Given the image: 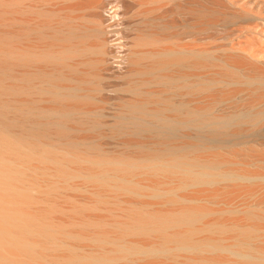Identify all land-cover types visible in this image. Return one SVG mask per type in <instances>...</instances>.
Segmentation results:
<instances>
[{"label":"bare ground","instance_id":"bare-ground-1","mask_svg":"<svg viewBox=\"0 0 264 264\" xmlns=\"http://www.w3.org/2000/svg\"><path fill=\"white\" fill-rule=\"evenodd\" d=\"M172 1L0 0V264H264V51L181 39L264 40V0Z\"/></svg>","mask_w":264,"mask_h":264},{"label":"rangeland","instance_id":"rangeland-1","mask_svg":"<svg viewBox=\"0 0 264 264\" xmlns=\"http://www.w3.org/2000/svg\"><path fill=\"white\" fill-rule=\"evenodd\" d=\"M183 2H185L186 0H182ZM181 0H173L172 2H170V3H168V5H166L164 8L165 9H167V10H169V11H171V10H173L174 9V7H175V4H177V3H179V2H181V3H183ZM172 4V5H171ZM171 5V7H172V9L169 7ZM250 5V4H249ZM246 6V9L247 10H251V11H256V8L255 7H253V6ZM252 5V4H251ZM127 10L128 9V12L126 13L125 12V14L123 15V17H118V18H115L116 19V24H114L115 23V21L114 22H112L114 25H116V26H114L113 24H111V23H108V21L106 22V23H108V25L106 24V29H108V30H110L111 28H113V29H111L112 30V33H111V35L113 36V41H112V44L115 46H113V49H114V55L116 54L115 52H117V54H116V59L114 58V60H116L115 62L116 63H118V60H119V64H123V63H121L120 61H122V57H121V48H120V45H119V39H120V37H119V35H120V33L122 34V35H127L128 33H129V31L127 30L128 28H130L131 27V23H134V22H136V21H138L139 20V16H137V14L135 13V11H136V9H137V6H122V8H121V10ZM171 9V10H170ZM135 14H134V13ZM108 13V12H107ZM132 13V14H131ZM128 14H129V16H128ZM174 16V18L179 22V21H183V17L184 18H186V19H184L185 21L188 19V15H186V14H180V15H178V14H173ZM182 15H183V17H182ZM185 15L187 16V17H185ZM122 19V20H121ZM238 20V19H237ZM239 20H241V21H244V20H246L245 18H239ZM122 21V22H121ZM119 22H120V24H119ZM184 22V21H183ZM239 23H241L240 21H234V20H231L230 18H228V19H226V21H224L222 24H221V26L220 27H222L221 28V31L223 32V35H220L219 37L217 36V37H208V35H206V34H194L193 36H195V37H187V36H185V35H183V37L181 38L182 39V42L183 43H186V44H189L190 42H191V39H193V38H196L197 39V41L198 42H196V43H198L199 45H202V46H204V47H206L207 49H210V51H213L212 53H213V55H219V56H221L223 53H222V51L223 50H220V48H226V44L228 43V41H234L235 40V42H238V41H244V42H246V43H248L251 47H253V48H261L260 50H262V51H264V40H260L259 38H261L260 36H258V35H252V37H251V35H248L247 36V38H245V37H241V36H238L237 35V27H238V25H239ZM118 24L120 25V26H118ZM233 24H235L234 26H232ZM111 25H113L114 27H112ZM228 25H230V26H228ZM122 26V28L120 29V27ZM128 26V27H127ZM108 27V28H107ZM115 27H116V30H114L115 29ZM119 27V28H118ZM126 28V29H125ZM234 28V29H233ZM236 28V29H235ZM120 31H119V30ZM125 29V30H124ZM123 30V31H122ZM230 30V31H229ZM118 33V35L116 34V33ZM225 32V33H224ZM110 34V33H109ZM115 34V35H114ZM130 35H133V34H131V33H129ZM234 34V35H233ZM117 36H118V38H117ZM202 36V37H201ZM238 36V37H237ZM250 36V37H249ZM255 36H258V37H255ZM222 37V38H221ZM237 37V38H236ZM248 37L251 39H248ZM233 40H232V39ZM244 38H245V40H244ZM116 39V40H115ZM237 39H241V40H238L237 41ZM254 40V41H253ZM116 41V42H115ZM115 42V43H114ZM119 48V49H118ZM219 51H221V52H219ZM119 52V53H118ZM225 52V51H224ZM215 53V54H214ZM230 53H234V52H230ZM117 55H119V56H117ZM121 59V60H120ZM121 83V84H120ZM104 85L108 88V100H107V103H106V105L104 104V106H103V108H102V110H101V114L104 116V119L107 121V123H111V122H113L114 121V119H113V117L115 118H117L119 115H120V104H121V100L123 99V98H125L128 94H129V91H127V90H125V88L123 87V83H122V80H120V78L119 79H117V77H114V76H109V77H107V79H105L104 80ZM122 86V88H120ZM115 88V89H114ZM114 90H115V92H114ZM110 91H113V92H110ZM117 91V92H116ZM112 93H114V94H112ZM111 94V95H110ZM122 97V98H121ZM176 97V96H175ZM113 98V99H112ZM176 98H178V97H176ZM241 97L238 95V96H236L235 98H234V101H239V100H241L240 99ZM110 100V101H109ZM228 104V102H223V103H221V104H219L218 106H220L219 108H222V107H225L226 105ZM119 107V108H118ZM105 109V110H104ZM118 110V111H117ZM104 111V112H103ZM104 113V114H103ZM107 117V118H106ZM112 117V118H111ZM115 118V119H116ZM112 119V120H111ZM192 132V134H194V131L192 130L191 131ZM258 133V134H257ZM248 135H249V137H252V139H258L259 138V136H261V137H264V126L260 129V130H258V131H253V130H249V132L247 133V136L246 137H248ZM254 135V136H253ZM258 136V137H257ZM254 137V138H253ZM257 137V138H256ZM109 138V139H108ZM117 137H113V136H111V138H110V136L109 137H107V138H105L104 139V141H105V143H106V145L108 146V147H110V148H113V147H115L116 145H117V141H118V139H116ZM115 140V141H114ZM245 183H247V184H250V183H253L252 181L251 182H245ZM257 196V195H256ZM255 196V197H256ZM258 197V196H257ZM257 197H256V199H257ZM247 199V198H246ZM252 199H254L255 200V198H252ZM250 200H251V198H250ZM249 199H248V201H250ZM247 201V200H246Z\"/></svg>","mask_w":264,"mask_h":264}]
</instances>
